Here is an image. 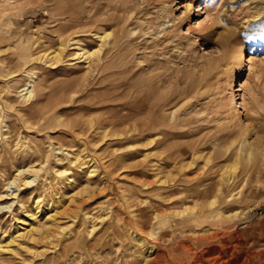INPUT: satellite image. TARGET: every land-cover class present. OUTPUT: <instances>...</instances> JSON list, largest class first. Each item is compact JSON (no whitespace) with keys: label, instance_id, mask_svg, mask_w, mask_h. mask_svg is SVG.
Returning <instances> with one entry per match:
<instances>
[{"label":"rangeland","instance_id":"rangeland-1","mask_svg":"<svg viewBox=\"0 0 264 264\" xmlns=\"http://www.w3.org/2000/svg\"><path fill=\"white\" fill-rule=\"evenodd\" d=\"M199 1L0 0V194L11 193L0 201L9 205L0 209V241L36 211L35 198L42 209L32 223L44 227L56 212L64 227L37 241L16 236L0 264H142L133 228L156 247L158 264H264V0ZM95 30L109 34L100 52ZM60 41L96 53L24 59ZM232 74L235 88L244 83L239 120L216 105ZM240 120L259 149L246 159ZM151 121L155 144L142 131ZM78 145L96 165L90 175L76 167L83 154L70 167ZM191 149L199 157L188 166ZM178 150L174 165L167 158ZM157 155L165 190L153 183ZM28 165L34 181L7 188ZM185 207L194 211L180 220ZM45 208L55 210L44 218Z\"/></svg>","mask_w":264,"mask_h":264},{"label":"bare ground","instance_id":"bare-ground-1","mask_svg":"<svg viewBox=\"0 0 264 264\" xmlns=\"http://www.w3.org/2000/svg\"><path fill=\"white\" fill-rule=\"evenodd\" d=\"M201 1V2H200ZM199 2V4L201 5V4H209V3H211L212 2V0H200ZM207 6V5H206ZM189 8V7H188ZM191 9V8H190ZM199 23V22H198ZM93 37L95 38V40H97V43H98V46H97V49H96V51L97 52H100L102 49H103V47H105L107 44H108V42H106V40H107V38L109 37V34L108 33H104V32H99L98 30H95L94 31V33H93ZM72 40H73V38H72ZM70 42H72L71 40H70ZM77 42V41H76ZM114 44V43H113ZM31 45V47H32V44H30ZM75 44L74 43H70V44H66L65 42H63V41H60L59 42V47L57 48V49H55V50H53V51H47V50H45V51H42L41 50V52L40 53H38L36 56H34V54L35 53H33L32 51H31V49H29V51H28V55L27 56H25V58L24 59H27V61H35V62H44V63H46V62H61V61H63V59L66 57V55L65 54H67V53H65V51L67 50V49H72V50H75L74 51V53H73V55L75 56L74 58H88V57H90V56H92L94 53H96V52H89V51H87V50H85L84 48H82L80 45H77V46H74ZM80 46V47H79ZM121 47V46H120ZM104 50V49H103ZM244 50H246V49H244V45H242L240 48H238L237 50H235V52H233V59L235 60V62L234 63H236V66L237 65H239V64H241V62H242V58H243V52H244ZM33 54H32V53ZM39 52V51H38ZM103 52V51H102ZM99 54V53H98ZM72 55V54H71ZM91 58V57H90ZM119 58V57H118ZM97 59V58H96ZM100 59V58H99ZM98 59V60H99ZM66 60V59H65ZM83 60H85V59H83ZM88 60V59H87ZM97 60V61H98ZM26 61V60H25ZM92 61H94L93 59H92ZM87 63V62H86ZM97 63V62H96ZM98 65V64H97ZM249 65H250V68L252 67V65H253V60L252 59H250V63H249ZM240 66V65H239ZM249 68V69H250ZM234 70V69H233ZM229 79H231V81L229 80V84H227L226 86H228V87H224L223 86V88H222V91H221V93L219 94V96L217 97V99H216V105H217V107H218V109L219 110H221L223 113H225V114H227L228 115V117L230 118V119H236V120H239L240 119V113H241V108H245V102H244V99L242 98V99H240V97L238 98H236V92L237 91H240L241 90V88H239V87H243L244 88V83L241 81V80H237V82H238V88H235L236 87V85H233V83H234V75L232 74V75H230V77H229ZM231 83H232V85H231ZM246 83V82H245ZM29 84H25L22 88H21V90H20V94H21V96H24V97H22V98H28L29 96H30V94H31V90L29 89ZM251 86V85H250ZM249 86V87H250ZM195 87V86H194ZM197 87V86H196ZM225 88V89H224ZM228 92H227V91ZM248 90V89H247ZM252 90V89H251ZM224 91H226V95H224L223 94V92ZM249 93H250V91H249ZM246 94V93H245ZM251 94H252V92H251ZM254 96H256V95H254ZM247 98V97H246ZM238 99H240V101H238ZM257 99V98H256ZM255 99V100H256ZM254 100V101H255ZM257 103H258V101H257ZM256 103V101H255V104H257ZM253 104V103H252ZM249 106V105H248ZM251 106V105H250ZM254 107V106H253ZM257 108H258V106H256ZM251 108V107H250ZM253 109V108H252ZM155 111V110H154ZM243 111V110H242ZM256 111V110H255ZM150 112V111H149ZM252 112V111H251ZM254 113V112H253ZM129 115V114H128ZM129 117V116H128ZM161 118V117H160ZM153 119V118H152ZM162 122V121H161ZM242 121L240 120V123H239V126H240V129H241V137H242V141H241V144H240V146H239V148L237 149V151H238V154H239V157H241V158H247L248 156H252L257 150L259 151V149H258V147H256V145L255 144H253L252 142H249V141H247L246 140V133H247V127H245L244 125H243V123H241ZM150 123H152V121L150 122ZM156 124V123H155ZM155 124H151V125H146V124H142V131H145V133L147 134L146 135V139H147V141H148V143L149 144H152V143H156V138L154 137V135L155 134H153V133H151L152 131H153V128L155 127ZM158 125H160V124H158ZM164 125V124H163ZM170 126V125H169ZM104 129V128H103ZM106 130V129H105ZM103 131V133H105V135H106V131ZM145 140V139H144ZM147 141H146V143H147ZM161 143V142H160ZM148 144V145H149ZM239 144V141H238V143H237V145ZM193 145V144H192ZM151 146V145H150ZM172 147L173 146H171V149H172ZM195 149V148H194ZM77 151H76V154H75V156L72 158V160H70V167H71V165H73L74 163H76V162H78L79 161V157L83 154V155H85L84 157H83V160H82V164L80 163V162H78L77 163V165H76V167H81V166H83V164H84V166H86L87 167V171H88V173H89V175H90V173L92 174L94 171H95V167H96V165H95V163L93 162V160H92V158L87 154V152H84L85 151V148L84 147H82V145H78V147H77V149H76ZM164 150V149H163ZM168 150H170V146H168L167 148H166V150L165 151H168ZM192 150V155H191V157H189V158H187V159H189L188 160V162H187V165L188 166H191V165H193V163H194V159H196V158H198L199 157V155H198V153L195 151V150H193V149H191ZM199 150V149H198ZM155 151V150H154ZM157 151V150H156ZM184 151V150H183ZM183 151H177L176 153H174L172 156L171 155H168L169 157L167 158L168 160L169 159H171L172 160V163H174V165L175 164H177V158L178 159H180V156L182 155V154H184V152ZM153 152V151H152ZM198 152H200V151H198ZM188 153V152H187ZM189 153V154H190ZM263 153V152H262ZM152 154V153H151ZM143 155V154H142ZM153 155V154H152ZM201 155V154H200ZM148 156V155H147ZM171 156V157H170ZM152 157V156H151ZM157 157H158V155H157ZM157 157H156V161H155V163L153 164V161H152V165H153V180H154V184L156 185H154L155 187H162L163 188V186H165V185H167L168 186V184H167V182H166V179L164 178V176L163 175H161V174H165V176H166V173L165 172H163L162 170H160V166H162V165H160L159 163L161 162L162 163V161H164L163 159H162V161L160 160V158L158 157V159H157ZM186 157V156H185ZM81 158V157H80ZM153 158H155V157H153ZM183 158H184V156H183ZM245 158V159H246ZM81 160V159H80ZM167 161V160H166ZM179 161H181V160H179ZM185 161V160H184ZM183 162V161H182ZM144 163V162H143ZM146 163V162H145ZM158 164V165H157ZM173 165V166H174ZM186 165V166H187ZM181 166H183L182 164H181ZM152 167V166H151ZM168 167V166H167ZM62 168V167H61ZM72 168V167H71ZM71 168H69L68 167V169H60V171H58V172H60L61 174L62 173H68L69 174V172H70V169ZM177 168V167H176ZM164 169V168H163ZM35 171H36V168H34L32 165H28V166H25V167H23V168H19V169H16L15 171H14V174H13V176H12V178L9 180V184H8V186H7V188H10L14 183H15V186H16V183H17V186L19 187V186H22V185H24V184H29V183H31V182H33L34 181V173H35ZM96 171H97V169H96ZM168 171V170H167ZM181 171V170H180ZM151 173V174H152ZM173 173V172H172ZM167 175H169V174H167ZM55 176V175H54ZM217 176H218V173H217ZM64 177V176H63ZM231 178V177H230ZM66 180H69V179H71L70 178V176L69 177H66L65 178ZM217 180H218V178H217ZM180 182V181H179ZM145 184V183H144ZM148 184V183H147ZM175 183H173L172 184V186L174 185ZM177 184V183H176ZM178 185H181V183H178ZM178 185H175V186H177V187H179ZM226 185V182H225V180L224 179H221L219 182H217L216 183V187H215V189L216 190H221V189H223V187ZM152 186V185H151ZM205 186V185H204ZM204 186H202V183H200V184H198V185H195L194 187H192V189L191 188H189L188 190H200V188L201 187H204ZM215 186V185H214ZM145 187V186H144ZM152 188V187H151ZM161 188V189H162ZM209 188V187H208ZM207 188V189H208ZM150 189V188H149ZM164 190H165V188H163ZM162 189V190H163ZM171 189V188H170ZM177 189V188H176ZM206 190V189H205ZM8 195H11V193H7V194H0V201H2V200H4V198H6ZM55 195V194H54ZM38 197V196H37ZM228 200V199H227ZM50 203V202H49ZM48 203V204H49ZM51 203H53V201L51 200ZM212 203V202H211ZM34 204H35V209H36V211L35 212H32V213H29V212H27V211H24L23 212V216H22V219H21V221H19V222H17V223H15V227H14V232H13V234L11 235V237H9V239H8V241L7 242H5L4 244H2L3 242H1L0 241V250L1 249H3V248H6V250L8 249V248H10L9 247V245L11 244V243H15V238H16V236L17 237H25V238H28V240L30 241V240H36L37 241V239H44V238H46V236L48 237V236H51L50 234H52L53 232L54 233H57V231L58 230H63L64 229V227H62L59 223H58V221H57V218L55 217L56 215H55V213L56 212H54V213H52L55 209V207L52 209V210H50V211H47V208H45L44 209V215H43V217L44 216H46V215H48L49 213H52L51 215H50V217H51V221H50V223H48L46 220V222H44L43 220V222H44V227H42V226H39V225H36V224H34V223H32V219L33 218H37L38 216H39V212L41 211V209H42V205H41V201L38 199V198H35V200H34ZM47 204V205H48ZM210 205V204H209ZM9 205H0V209H2L3 207H8ZM219 208V207H218ZM203 209V208H202ZM25 210V209H24ZM194 211V209H189V208H187V207H185L184 209H182V210H180L178 213L177 212H175L176 213V215L177 216H179L180 218V220H182V219H184L183 217H184V214H187L188 212H193ZM198 212H200V210H198ZM213 212V211H212ZM197 213V212H196ZM221 213V212H220ZM157 214V213H156ZM171 214V213H170ZM174 214V213H173ZM87 216V218L88 219H90V220H93V217L92 216H90V215H86ZM155 217H159V216H155ZM192 217L193 218H201L202 217V214H192ZM217 217V216H216ZM44 218H46V217H44ZM163 219V218H162ZM153 220V219H152ZM49 221V220H48ZM37 223V222H36ZM40 224V223H39ZM147 224V223H146ZM157 224V223H156ZM155 224V225H156ZM41 225V224H40ZM43 228V229H42ZM94 228H95V225H92L91 224V227H90V230H89V233H92L93 232V230H94ZM132 231H133V234H134V236H135V240H136V242L138 243V246L140 247V251L142 252V254L144 255V259H143V261H142V264H158L159 262V259L161 258V255H160V253L159 252H157L156 251V247L154 246V245H151V244H147L145 241H144V239H143V237L137 232V230H136V228L134 229H132ZM48 234V235H47ZM15 235V236H14ZM49 238V237H48ZM18 246H22V244H20V242H19V240H18ZM23 247V246H22ZM12 248V247H11ZM26 248V247H25ZM28 248V247H27ZM23 249V248H22ZM29 252V251H28ZM13 253V252H12ZM34 253V252H33ZM16 254V253H15ZM202 258H204L203 256H202ZM162 259V258H161ZM206 259V258H205ZM204 260V259H203ZM206 260H208V259H206ZM204 262H205V260H204ZM198 264V263H197Z\"/></svg>","mask_w":264,"mask_h":264}]
</instances>
